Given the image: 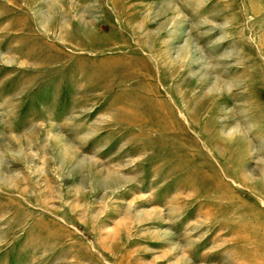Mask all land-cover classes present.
I'll list each match as a JSON object with an SVG mask.
<instances>
[{
    "label": "rangeland",
    "instance_id": "rangeland-1",
    "mask_svg": "<svg viewBox=\"0 0 264 264\" xmlns=\"http://www.w3.org/2000/svg\"><path fill=\"white\" fill-rule=\"evenodd\" d=\"M243 262L264 0H0V264Z\"/></svg>",
    "mask_w": 264,
    "mask_h": 264
},
{
    "label": "bare ground",
    "instance_id": "bare-ground-1",
    "mask_svg": "<svg viewBox=\"0 0 264 264\" xmlns=\"http://www.w3.org/2000/svg\"><path fill=\"white\" fill-rule=\"evenodd\" d=\"M260 226V225H259ZM244 264H248L247 262H243Z\"/></svg>",
    "mask_w": 264,
    "mask_h": 264
}]
</instances>
